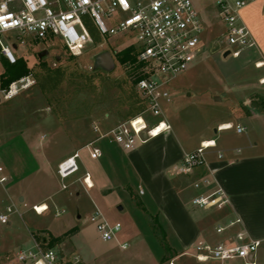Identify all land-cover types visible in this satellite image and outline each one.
Returning <instances> with one entry per match:
<instances>
[{"label": "rangeland", "instance_id": "374dc122", "mask_svg": "<svg viewBox=\"0 0 264 264\" xmlns=\"http://www.w3.org/2000/svg\"><path fill=\"white\" fill-rule=\"evenodd\" d=\"M194 2L206 28L203 49L194 64L172 80L168 87L171 99L163 104L170 131L182 143L184 152L197 149L204 136L219 137L229 144L254 138L258 131L253 132L250 124L257 126V122L246 116L242 102L250 96L264 108V96L253 93L264 94V66L258 65L264 59L249 47L238 57L224 56L225 28L215 0ZM96 35L79 57H73L54 37L47 41L28 40L16 49L17 56L23 57L32 68L35 81L15 97L0 101V157L10 175L6 187L0 185V214L9 217L8 223L0 221V264H10L18 250L32 246L33 236L69 257H78L79 264H156L150 257L162 251L148 217L125 190L101 191L103 185L116 186L114 183L127 180L151 204L153 211L159 210L151 195L139 185V175L128 156L131 150L101 140L98 144L103 155L94 158L86 147L97 138L94 124L108 129L144 108L135 86L140 69L122 63L119 58L126 47L132 44L136 47V40ZM46 49L49 54L40 60L39 53ZM103 51L113 55L115 66L111 70L94 67L95 56ZM3 71L2 61L0 74ZM216 96L221 100H216ZM248 108L255 110L252 103ZM227 120H231L233 127L216 132L218 124ZM238 123L242 126L250 123V130L238 133ZM153 141L136 146L135 157L143 164L153 149ZM78 149H81L80 170L63 180L70 184L69 190H63L57 162ZM173 165L167 171L172 172ZM92 171L97 173L100 183L93 189L84 188L82 179ZM178 181L173 182L187 183L184 177ZM20 195L23 197L19 198ZM41 200L45 201L38 203ZM42 203L47 209L39 214L35 206ZM188 206L194 215L201 210L191 203ZM8 207L13 212H8ZM97 209L108 222L121 223L115 240L102 239L91 219ZM220 214L224 213L214 212L216 216ZM160 222L169 234L167 242L172 248L175 238L161 211ZM52 237L56 239L54 243ZM139 241L144 244L139 246ZM124 242L129 244L126 249L121 247ZM146 246H150V251ZM173 250L166 252L157 264H170L171 260L174 264H248L241 258L198 262L184 255L173 259L178 255ZM255 260L256 264H264V241L256 250Z\"/></svg>", "mask_w": 264, "mask_h": 264}, {"label": "built area", "instance_id": "2783aa9c", "mask_svg": "<svg viewBox=\"0 0 264 264\" xmlns=\"http://www.w3.org/2000/svg\"><path fill=\"white\" fill-rule=\"evenodd\" d=\"M251 1L215 0L225 28L224 52L229 50L234 57L254 45L250 30L242 19V10ZM90 26L101 37L134 38L138 62L143 64L135 86L144 108L131 119L108 129H102L99 123L93 125L97 138L86 147L90 148L92 157L98 158L103 155L98 144L101 140L119 145L123 150H132L138 144L171 130L163 107L164 102L171 99L168 87L197 60L203 49L206 28L194 0H0V64L2 61L16 63V49L19 45H26L28 40L47 41L51 37L57 38L74 57H79L83 48L93 40ZM258 65L264 66V61ZM34 81L33 73L23 76L0 90V98L15 97L32 86ZM219 129L225 128L221 126ZM236 130L241 133L246 127L237 125ZM209 142L212 144L202 142L197 149L186 153L179 163L172 166V172L186 175L206 165L207 150L216 146L214 139ZM80 151L76 150L57 165V174L62 181L80 170ZM9 182L10 175L0 157V185L6 187ZM82 183L86 188L94 186L89 172ZM193 185L198 190L208 189L192 197L194 207L220 210L229 203L228 195L212 174L196 179ZM62 189L69 190L70 184L63 181ZM35 210L39 213L36 206ZM8 212H13L12 207H8ZM91 219L96 222L103 240L116 239L121 223L108 222L99 209ZM0 221L8 223V215L0 214ZM240 223L241 218L236 217L225 225H219L216 230L222 233ZM32 243V246L18 250L10 264L80 262L78 257H69L34 236ZM260 244V240L251 239L245 231L238 230L218 243L197 240L191 254L201 262L241 258L248 264H256V250ZM128 246L126 242L121 244L125 249Z\"/></svg>", "mask_w": 264, "mask_h": 264}, {"label": "crops", "instance_id": "0c3cea01", "mask_svg": "<svg viewBox=\"0 0 264 264\" xmlns=\"http://www.w3.org/2000/svg\"><path fill=\"white\" fill-rule=\"evenodd\" d=\"M242 19L249 28L254 41V45L249 48L254 49L257 55L264 59V0H252L242 10ZM253 93L264 96V94L256 91ZM254 101L250 96H247L242 102V107L246 116L257 122V126L249 123L253 127V132L254 130L258 131L255 133V137H248L246 142L241 144H229L219 137H202L200 144L214 139L216 146L207 151V164L195 168L190 174H175L167 171L171 165L177 163L186 153H189L184 152L182 143L176 139L170 130L143 143L146 144L154 140V145L151 146L153 149L149 151L144 164L135 157V149L141 144L132 149L131 153L129 152L128 156L139 175V185H141L142 191H146L151 195L175 238V245H172V248L178 255L173 259L184 255L194 257L191 253L194 244L199 239L218 243L225 240L228 234L238 230L245 231L251 239L260 240L261 243L264 241V108L257 101ZM251 103L255 110L248 108ZM223 124L233 127L231 120H227L218 124L216 132L230 129L229 127L218 129ZM249 124L245 125L246 132L250 130ZM237 125H240V123ZM259 132L261 133L259 135L262 136L260 141L257 139ZM260 145H262L261 148ZM219 154L222 156L219 157ZM63 159L58 160L57 165ZM89 173L94 184L91 188L93 189L100 183V179L96 172ZM207 174H212L217 183L223 187L229 197V203L223 209H201L198 215H194L188 203H191L193 196L208 189L198 190L194 187L193 182ZM180 177H184L187 183L177 184ZM174 179L177 181L176 183L173 182ZM114 184L116 186L103 185L101 191L108 190L113 193L116 188H121L130 196L129 191L125 189L129 181L125 180L122 184ZM83 186L86 188L84 184ZM79 193L77 192V194ZM21 197L23 196L20 195L19 198ZM43 201L45 200L38 203ZM220 211L224 214L214 215V212L218 213ZM236 217L241 218L240 224L226 229L222 233L217 232L216 229L219 225H225L229 220ZM167 236H169L168 232ZM138 243L139 246L141 243L144 244L143 241ZM146 247L150 251V246ZM160 247L162 251L157 256H149L153 263H159L165 255L163 247L161 245ZM171 261L170 264H174L173 260Z\"/></svg>", "mask_w": 264, "mask_h": 264}, {"label": "trees", "instance_id": "16d2710c", "mask_svg": "<svg viewBox=\"0 0 264 264\" xmlns=\"http://www.w3.org/2000/svg\"><path fill=\"white\" fill-rule=\"evenodd\" d=\"M90 31H91L93 38H96L97 37L96 31L92 28H90ZM137 56H138L137 48L135 47V45L132 44L126 47L123 51H121L119 58L122 63L130 64L136 69H141L143 64L138 62ZM40 60H43V59L41 58ZM3 66H4V71L0 74V90L7 88L11 82L23 76H26L30 73H33L32 68L28 66L27 61L21 56L18 57L16 63H9L8 61H3ZM140 76L141 74H139L138 78ZM142 108H143V105H142ZM127 190L129 191L134 204L140 210H142L145 213V215L148 217L151 228L153 229L157 237L160 239L161 245L163 246V249L165 250V255H166V252L168 251L171 252L172 248L167 242V232L160 222V211L159 210L153 211L150 208L151 204H148L147 200L143 199V197L140 196L139 193H136L133 190V187L130 185V183L127 185ZM154 206L155 205L152 204V207ZM37 238L39 239L40 237L37 236ZM51 240L54 243L56 239L52 237Z\"/></svg>", "mask_w": 264, "mask_h": 264}, {"label": "water", "instance_id": "95a60500", "mask_svg": "<svg viewBox=\"0 0 264 264\" xmlns=\"http://www.w3.org/2000/svg\"><path fill=\"white\" fill-rule=\"evenodd\" d=\"M14 47H16V45ZM48 54H49V50L46 49L39 53V57L43 58L45 55H48ZM229 54H230L229 50L224 52V56H227ZM60 58L61 57L58 56L57 60H59ZM114 66H115V61H114L113 55L109 51L100 52L95 56V64H94L95 68L102 67L104 69L111 70L113 69ZM215 99L221 100V97L216 96ZM0 101H1V98H0ZM122 208L123 207L120 205L119 209H122Z\"/></svg>", "mask_w": 264, "mask_h": 264}, {"label": "bare ground", "instance_id": "6f19581e", "mask_svg": "<svg viewBox=\"0 0 264 264\" xmlns=\"http://www.w3.org/2000/svg\"><path fill=\"white\" fill-rule=\"evenodd\" d=\"M228 127H230L228 124H225V125L223 124V128H228ZM205 144L209 145V144H212V142L206 141ZM36 209L38 210L39 214H41L42 212H44V210L47 209V205L45 203L38 204L36 205Z\"/></svg>", "mask_w": 264, "mask_h": 264}]
</instances>
